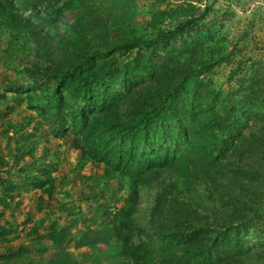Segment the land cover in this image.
<instances>
[{
	"label": "trees",
	"instance_id": "obj_1",
	"mask_svg": "<svg viewBox=\"0 0 264 264\" xmlns=\"http://www.w3.org/2000/svg\"><path fill=\"white\" fill-rule=\"evenodd\" d=\"M133 2L65 0L60 7L48 6L54 16L34 23L31 16L38 11L23 16L15 0H0V25L31 34L40 62L32 63L27 74L52 83L48 95L55 115L69 100L63 127L79 161L102 164L103 177L125 178L132 196L138 187L157 184L146 221L151 235L128 242L134 211L132 206L120 209L118 230L127 237L120 238L113 228L117 244L108 249L113 256L126 264H264V247H245L240 237L248 230L258 232V221L264 220V208L258 205L264 200L261 78L250 72L237 77L230 92L211 91L202 75L228 55L200 59L208 7L189 12L170 27L149 18L144 29L151 33L145 36L131 22ZM75 8L65 30L44 31ZM164 14L170 15L157 16ZM32 82L36 88L37 80ZM34 137L28 132L23 140ZM18 152L11 156L14 162ZM11 167L0 156V180ZM43 170L31 182L40 189L37 212L54 192L50 172ZM190 178L204 184L208 207L184 194ZM14 184L6 182L0 205L12 199L8 192ZM88 221L103 226L99 218ZM36 227L28 235H37ZM66 233L52 228L49 237L60 245ZM63 255L47 262L72 264ZM7 259L0 258V264ZM15 262L38 264L41 259L21 248Z\"/></svg>",
	"mask_w": 264,
	"mask_h": 264
},
{
	"label": "rangeland",
	"instance_id": "obj_2",
	"mask_svg": "<svg viewBox=\"0 0 264 264\" xmlns=\"http://www.w3.org/2000/svg\"><path fill=\"white\" fill-rule=\"evenodd\" d=\"M133 1L131 22L145 36L151 33L150 29H144L150 20L159 21V26L170 27L189 12L207 6V30H203L202 42L205 44L200 59L226 54L228 58L203 74V83L211 91L226 93L235 89L237 77L256 72L261 78L259 87L264 90V0ZM15 2L23 16L38 11L37 17L31 16V21L38 23L54 16L48 6L60 7L65 0ZM31 5H34L33 9ZM77 10L64 12L55 23L45 25L44 31L53 34L65 30ZM167 12L169 16H157V13ZM161 20L165 23H160ZM35 49L31 34L17 33L0 25V156L12 166L2 175L4 180H0V197L7 194L6 182L15 183L14 189L8 192L12 199L0 205V258H8L6 264H24L13 261L20 249L25 248L32 258L41 259L38 264H50L47 260L56 258L60 252L72 264H126L124 258L115 257L108 250L117 244L113 228L117 229L120 238L126 236L123 230H118L119 220L115 216L120 209L132 206L135 225L128 226L132 232L128 242L145 241L146 236L151 235L146 229V221L158 190L157 184L138 187L136 195L132 196L125 178L103 177L102 164L79 161L78 152L70 147L71 136L63 127L65 112L71 108L69 100L65 99L62 112L55 115L48 95L52 83L27 74L32 63L40 62L34 55ZM34 80H37L36 88L32 87ZM28 95L32 96L31 100ZM28 132L34 133L35 137L24 141ZM16 149L19 152L14 162L11 156ZM43 169L50 172L54 192L51 201L37 212L34 207L38 204L40 189L31 182L32 177L38 176ZM194 179L188 180V187L186 184L183 192L208 207L209 202L204 200V184ZM258 205L264 208V200ZM90 218H99L103 226L92 225L88 221ZM258 225L256 233L249 230L240 233L245 247H264V220L258 221ZM32 227L37 228V235H28ZM52 228L67 232L62 244L50 240ZM150 263L154 264L151 260Z\"/></svg>",
	"mask_w": 264,
	"mask_h": 264
}]
</instances>
